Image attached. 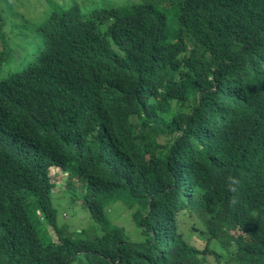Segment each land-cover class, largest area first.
<instances>
[{
  "label": "trees",
  "instance_id": "16d2710c",
  "mask_svg": "<svg viewBox=\"0 0 264 264\" xmlns=\"http://www.w3.org/2000/svg\"><path fill=\"white\" fill-rule=\"evenodd\" d=\"M117 6L0 1V264H264V0Z\"/></svg>",
  "mask_w": 264,
  "mask_h": 264
},
{
  "label": "rangeland",
  "instance_id": "374dc122",
  "mask_svg": "<svg viewBox=\"0 0 264 264\" xmlns=\"http://www.w3.org/2000/svg\"><path fill=\"white\" fill-rule=\"evenodd\" d=\"M3 2V0H0ZM32 2V5L34 6V0H30ZM116 7L117 5H124L128 3H138L140 0H113ZM5 3V2H4ZM13 3V2H12ZM1 7L8 11L7 3L3 6L1 4ZM31 13L29 10L24 12V15ZM29 18L34 19L35 16L32 14ZM14 19H17L19 21V17L15 14L13 11L12 13H8V20L14 21ZM29 20V19H28ZM31 24H33L34 20H29ZM57 174V173H54ZM59 176V180L56 183V188L54 190V207L58 211L59 215V222L61 225L65 224L68 227V230L70 232L73 231H80L82 229L87 228V225L93 224L91 220L89 219L88 212L85 210L83 204L81 201L76 200V202L73 204L72 198L69 197L67 193V184L66 182V175L65 174H57ZM109 214L112 218V220L121 225V227H124L127 229V231L135 237V239L141 237L145 239V236H140L139 231L136 228V224L133 220L132 213L129 211V208L126 207L123 204H118L112 209H110ZM40 222L42 223V230H41V238H47V242H52L56 239L55 234L52 229H47V224L45 223L44 218L40 219ZM46 240V239H45Z\"/></svg>",
  "mask_w": 264,
  "mask_h": 264
},
{
  "label": "clouds",
  "instance_id": "9594fccd",
  "mask_svg": "<svg viewBox=\"0 0 264 264\" xmlns=\"http://www.w3.org/2000/svg\"><path fill=\"white\" fill-rule=\"evenodd\" d=\"M240 179L237 177H229L227 182L228 191L231 193H238L240 187ZM235 202V201H233Z\"/></svg>",
  "mask_w": 264,
  "mask_h": 264
}]
</instances>
